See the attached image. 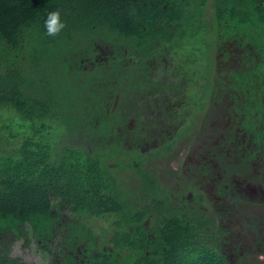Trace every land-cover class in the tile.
<instances>
[{"label": "trees", "instance_id": "obj_1", "mask_svg": "<svg viewBox=\"0 0 264 264\" xmlns=\"http://www.w3.org/2000/svg\"><path fill=\"white\" fill-rule=\"evenodd\" d=\"M57 9L66 27L52 38L44 20ZM202 35L219 86L208 108L227 126L166 186L151 161L170 165L179 141L198 142L209 127L204 118L195 133L189 107V90L208 85L196 78L200 48H190ZM127 167L137 194L116 178ZM208 191L219 200L211 216ZM257 198L264 0H0V264H22L6 238L35 242L49 264H264L261 227L239 206ZM104 216L111 231L83 219ZM245 229L256 239L246 248L232 236Z\"/></svg>", "mask_w": 264, "mask_h": 264}, {"label": "rangeland", "instance_id": "obj_2", "mask_svg": "<svg viewBox=\"0 0 264 264\" xmlns=\"http://www.w3.org/2000/svg\"><path fill=\"white\" fill-rule=\"evenodd\" d=\"M207 17L211 16V7H208L207 9ZM211 18V17H209ZM208 18V19H209ZM207 39L206 35H202V37L198 38V41L195 42V44H191L190 48H193L194 46L200 48V52H199V61H198V65L199 66V72H197V82L200 81H206L207 82V90L205 89V91L200 92L198 89L194 88L189 90L190 94L193 96V99H191V101H189V107H190V111L192 110L193 113V117L195 116V133L200 132V127H202L203 122H204V118L205 121L209 123V127L206 125L207 123H205L206 127V132L204 133L205 136L203 137L204 134H202L200 136V138L198 139V142H195V138H191V140L189 142L187 141H179L177 144V147L175 149L177 157L176 159L169 165L166 161H161L159 162L157 159L151 161L150 165L148 166V168L150 170H156L159 172V180L162 181L166 186H172L174 184H180L179 181V177H172L169 175L168 172L171 171H180L183 167L188 166L189 164L191 166H196L199 165L198 161L195 159L196 156L198 155L197 153V148L199 145L203 144V142H205V140L207 139L206 137H208V142L212 143L213 141H215L218 137L217 134L218 133V129H220V127H225L227 126V124H225V122L227 123V119L223 118L220 116V110L217 108H211L209 109L208 107V99H207V94H209V97H212V94H215V90L219 88V86L216 84L214 77H216L215 74V69L212 66L215 65H206V59H204V56L202 55V53L204 52V46L207 44V41L205 40ZM209 40V38H208ZM214 42V39H212ZM203 42V43H202ZM212 42V43H213ZM209 43V41H208ZM211 57H214V52H211ZM205 66V67H204ZM216 68V67H215ZM217 85V87H216ZM205 94V97H204ZM204 97V99H203ZM208 97V98H209ZM200 101H204L205 105H204V109L201 112L200 109H196V104ZM212 110V112H211ZM215 111V112H214ZM217 118H215L216 116ZM206 115H208L206 117ZM212 115V116H211ZM209 118V120H208ZM194 121V120H193ZM224 130V129H223ZM208 133V134H206ZM213 135H215L213 137ZM217 137V138H216ZM193 144V145H192ZM144 151H148L150 152V148L144 150ZM190 168V166H189ZM116 178H118V180L120 181L121 186L120 187H124L127 191L131 190L134 193L137 194L138 189H139V179L137 178L135 172L130 169L129 167L127 168H123L119 171H116ZM245 192L252 195V198L254 199L256 196L255 191H253V189H251V186L247 185V187L244 188ZM183 191V190H182ZM186 191H184L185 193ZM190 199L193 198V195L189 194L188 195ZM201 196L204 197V205L202 206V208L204 210H206L208 212V216L213 215L212 213V207L214 205L209 204V202L213 201V200H218L216 197H214V195L211 192H205V193H201ZM258 201H261L262 204H252V203H241L239 204L240 209L242 208V212L244 213H252L251 215L253 216V218H255V222L257 224V226L261 227V229L259 230V235H261L263 237V241H264V198L263 199H259L257 198ZM219 201V200H218ZM216 201V202H218ZM215 207V206H214ZM216 208V207H215ZM71 215L69 213V210L67 208H65L63 210V216L66 219H71V217L69 216ZM84 220H86V222L88 223L89 227L95 232V233H100L102 228H106L109 231H111V229H113V227L110 226L111 223H113V219L111 217H100V218H92V219H87V218H83ZM234 237L238 238V241L236 242L237 245L240 244V247H248L250 246L256 239H255V235L253 234L252 231H249L248 229L240 230V231H235L233 233ZM60 235L59 233L56 235L55 241L51 244V249L55 250L56 248L59 247L60 245ZM10 243L9 246V256L11 258L14 259H18L20 260V263L22 264H49L50 259L49 256H47L39 247L35 242H32V244L30 245V247H24L23 246V241L22 240H9L6 238L4 240L3 243V247L6 248L7 243ZM244 253V252H242ZM261 256L258 257V261H263L262 259H260ZM256 256H254L253 254H251L248 259L255 261L256 260Z\"/></svg>", "mask_w": 264, "mask_h": 264}, {"label": "clouds", "instance_id": "obj_3", "mask_svg": "<svg viewBox=\"0 0 264 264\" xmlns=\"http://www.w3.org/2000/svg\"><path fill=\"white\" fill-rule=\"evenodd\" d=\"M66 22L61 19V12L59 9L51 11L47 14L44 20L45 34L48 37L55 38L65 29ZM260 259L264 260V256Z\"/></svg>", "mask_w": 264, "mask_h": 264}]
</instances>
